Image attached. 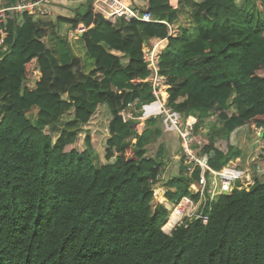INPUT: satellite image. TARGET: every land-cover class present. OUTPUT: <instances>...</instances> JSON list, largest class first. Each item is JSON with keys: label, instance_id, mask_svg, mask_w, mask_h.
<instances>
[{"label": "trees", "instance_id": "trees-1", "mask_svg": "<svg viewBox=\"0 0 264 264\" xmlns=\"http://www.w3.org/2000/svg\"><path fill=\"white\" fill-rule=\"evenodd\" d=\"M86 3L54 20L8 11L0 24V264H264L262 177L218 195L206 223L162 231L167 210L154 184L165 164V131L159 116L145 119L140 133L135 125L141 105L154 100L142 45L164 37L165 25L109 22ZM191 5L193 28L169 36L159 58L168 105L192 119L193 148L214 152L212 168L242 153L244 165L263 164L264 0ZM144 6L157 20H178L169 0ZM61 23L85 28L77 40L90 62L58 32ZM101 105L109 112L106 163L94 154L89 130L81 151L68 148ZM212 114L218 123L208 125ZM58 123L53 140L47 130ZM243 125L252 147L246 154L229 141ZM178 161L164 183L170 201L192 196L199 174H186L183 155Z\"/></svg>", "mask_w": 264, "mask_h": 264}, {"label": "built area", "instance_id": "built-area-1", "mask_svg": "<svg viewBox=\"0 0 264 264\" xmlns=\"http://www.w3.org/2000/svg\"><path fill=\"white\" fill-rule=\"evenodd\" d=\"M135 0H90V6L95 14L101 15L105 20L114 22L122 17L126 20H139L143 22H161L165 25L166 35L164 37L154 36L145 41L142 45V58L148 70L147 79L151 83L154 100L141 105V116L136 123L137 131L144 126L145 119L152 116H159L165 132L176 133L182 148V155L187 163L186 174L192 175L196 168L199 169L198 177L189 185L191 195H186L178 200L170 201L162 192L155 189V196L160 199L167 216L161 229L164 233L170 234L172 229L179 225H187L189 222L199 220L206 223L212 204L218 195L230 194L235 188L242 189L243 185L248 188L254 183L255 177H264V166L259 163L252 166H244L241 157L230 160L221 169H214L209 164V153H200L193 148L192 119L183 122L181 114L171 108L167 101V88L165 77L159 72V58L161 51L168 44V37L175 36L180 32L177 21L171 23L165 20L155 19L144 6L135 5ZM182 0H169L173 8L180 10L179 2ZM53 0H19L14 5L0 6V24L5 22L8 11L16 13L26 12L34 19H43L51 14ZM85 28L78 27L71 31L69 36L77 38ZM5 32L0 30V48L3 43ZM138 103L136 99L128 103V107H134ZM142 121V122H141ZM139 124V125H138ZM154 185H157L155 183ZM160 190V189H159ZM158 194L160 196H158Z\"/></svg>", "mask_w": 264, "mask_h": 264}, {"label": "rangeland", "instance_id": "rangeland-1", "mask_svg": "<svg viewBox=\"0 0 264 264\" xmlns=\"http://www.w3.org/2000/svg\"><path fill=\"white\" fill-rule=\"evenodd\" d=\"M196 1V0H195ZM86 5L87 3L84 2V4L82 3L81 5L78 6L79 8V11H84L86 9ZM48 17H51L48 16ZM46 18V17H45ZM181 28V26L183 27H186L184 25H186V19L185 18H179L178 19V24ZM189 29V28H188ZM69 30H71L69 28V25H65L63 27V30H62V34L68 38V40L70 41L71 45L74 47L73 49L76 51V53L81 56L82 58V62H84L85 59L88 60V62H90V58L88 56V54L86 53L85 49L83 48V45L81 44V48H78L77 46V38H71L69 35ZM191 30V28H190ZM194 30V29H193ZM192 30V31H193ZM80 43V41H79ZM40 73H37L36 75H34L35 79L38 80L40 78ZM34 77H33V80H34ZM32 86V84H31ZM214 109V108H213ZM69 115H66L63 117V119H66ZM182 119H183V122L186 123V119L185 117L182 116ZM216 117L214 114H212V116H210L209 118L206 119L208 125L210 124H217L218 122H216ZM108 120H109V112H108V109L106 106H103L101 105L98 110L96 111V113L92 116L90 122L84 127L82 128V130L78 133L76 139H75V142L72 146H68V148L70 147H74L75 149H77L78 151H81L83 149V137H84V130H89L90 131V134H91V139H92V146L94 148V154L98 156L99 158V162L101 163H106V160L104 159V147H105V139L107 137V123H108ZM63 121V120H62ZM142 122V121H141ZM63 124L62 123H58L57 124V127L54 128V129H48L47 132H49L51 134V137L53 140L56 139L57 135H58V132H59V128L62 126ZM139 125V124H138ZM74 126H71L70 129H72ZM209 126L205 125L203 127H201L199 129V131H201L202 133H205L206 131H209ZM238 135L240 134V137L236 138L235 140H237V143L238 145L242 146L243 148L245 147L246 149H250V151H252V147H251V139L250 137H248L249 135V128H248V125H243V126H239L238 128ZM164 135L168 136V135H173L175 138L174 142L175 144H177V151L179 152V157L182 156V148H181V145H180V142H179V138L177 136L176 133H168V132H164L162 134V137L161 139L159 140L160 141H164L166 144H168V148L166 147V156H165V164H164V167H163V171L162 173L160 174V180L158 181L159 183H157V185H154L155 186V189H157L158 191L162 192V189H164V191L166 190L165 189V185L164 183L169 179V177L171 176V172L173 171H178L179 169V161H173L170 159L171 154H170V143L168 142L167 139H165L166 137H164ZM231 135V134H230ZM248 139V140H247ZM250 144V145H249ZM172 150V149H171ZM176 151V152H177ZM237 158V157H236ZM174 159V158H173ZM235 159V158H234ZM233 160V159H232ZM260 160H264L263 159H260ZM263 164L259 163L260 165H264V162H262ZM246 167V166H245ZM172 170V171H171ZM264 179V177H262V180ZM157 187V188H156ZM245 188L244 185L242 187V189ZM158 196H160L158 194Z\"/></svg>", "mask_w": 264, "mask_h": 264}, {"label": "crops", "instance_id": "crops-1", "mask_svg": "<svg viewBox=\"0 0 264 264\" xmlns=\"http://www.w3.org/2000/svg\"><path fill=\"white\" fill-rule=\"evenodd\" d=\"M192 1H195V0H191ZM54 4H52V6L50 7L51 8V17H46V18H43V19H51V20H54L55 16L58 15V14H70L71 12H73L75 9L78 8L79 5H81L82 3L84 4V2L86 3L87 0H53ZM63 2V3H61ZM146 0H135L134 1V4L135 5H141V4H145ZM191 2L190 1H180L179 2V5H180V10H179V18H185L186 19V26L187 28H190L192 29L193 28V25L192 23H190V14H191V10L193 9V6L191 5ZM79 9V8H78ZM49 15V16H50ZM177 23H178V20H177ZM67 25L66 23H61L60 25H58V32L62 34V30H63V27ZM183 26H181L182 28ZM72 30H69V33L71 32ZM69 36V35H68ZM79 37H77L78 39ZM70 42V41H69ZM77 46L78 48H81V43H79V40L77 41ZM73 47V46H72ZM74 48V47H73ZM142 131V128L141 130H139L138 132L140 133ZM168 133H171V132H168ZM164 137H166L165 139L168 140V142L170 143V154L172 157H170L171 160L173 161H178L179 160V152L177 151V144L173 143L175 138H173L174 136L173 135H164ZM240 137V134L238 135V129L236 128L232 133L231 135L229 136V141H230V144H232L233 146L241 149L244 154L246 153H250V149H246L245 147L243 148L242 146L238 145L237 143V140H235L236 138ZM249 137V135H248ZM248 140V139H247ZM164 142V141H162ZM166 147L168 148V144H166ZM250 145V144H249ZM172 149V150H171ZM177 151V152H176ZM248 155V154H247ZM241 157V163L242 165L243 164V153H242V156H239ZM174 158V159H173ZM244 166H248V165H244ZM172 171V170H171ZM174 171V169H173Z\"/></svg>", "mask_w": 264, "mask_h": 264}, {"label": "water", "instance_id": "water-1", "mask_svg": "<svg viewBox=\"0 0 264 264\" xmlns=\"http://www.w3.org/2000/svg\"><path fill=\"white\" fill-rule=\"evenodd\" d=\"M213 154H214V152H213V151H211V152H210V155L212 156Z\"/></svg>", "mask_w": 264, "mask_h": 264}]
</instances>
